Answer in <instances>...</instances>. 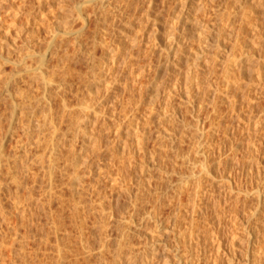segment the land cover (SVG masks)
Returning a JSON list of instances; mask_svg holds the SVG:
<instances>
[{
	"label": "rangeland",
	"instance_id": "rangeland-1",
	"mask_svg": "<svg viewBox=\"0 0 264 264\" xmlns=\"http://www.w3.org/2000/svg\"><path fill=\"white\" fill-rule=\"evenodd\" d=\"M68 1L65 2L63 0H40V1L39 0H0V45L3 44V46L2 45L0 46V54H1L0 55V126H1L0 143H2L3 140L5 141L3 144V149L0 150V188H1L0 189V221L2 219V222H0V264H13V262L14 264L18 263V261H16L18 260V255H17L18 248L15 246L9 249L6 248L7 251L6 250L3 251L2 247L3 248L5 247L1 246V242L6 240L5 238H7L5 233H7L8 230L12 231L11 233H14L15 232L14 227L18 223L17 215L19 214V212L17 211L18 208L15 207L17 203V202L15 203V201H17L15 200V196L17 197V193H19L17 188H20V190H22L21 192H23L24 191V188H22L23 185H26V186L28 185L27 186L28 188L25 187V189L33 188L36 194L32 190L30 189L29 190H30V193L32 191V194L33 193L35 194L33 195L35 196V198L40 197L42 193L41 192L42 191V187H41L42 181L38 178V180L40 181L37 180V183L38 182L39 183L38 184L35 183L36 181H34V178L30 179V177H33V175L30 174V176H28L30 172H28V174L27 172L25 174L22 173L25 177H28V178L23 177V175L20 173L21 167L20 165H17V162H12L10 167L7 168L6 163L10 159L9 157H11L10 161H12V159H14L13 156L14 157L16 156L15 153L18 154V151H17L18 149H16L15 147L17 142H15V140L17 141L18 136L19 137L22 136L21 138L24 139V141H27L28 137L31 136L30 146H37L39 142L43 139V137L49 133L48 128L51 127V126H46L43 129V133L40 132L38 126H39V123L42 122L44 114L46 113L49 114L50 111H52L53 115L58 117L57 114L62 110L64 103L69 104L67 105L69 107L70 106L75 107L76 104L80 103V101L84 99H89L91 95L94 96L95 105L99 102L100 99H103L105 102L109 103L110 101L113 100L112 98L118 97L116 95H119V97L123 98V100H125L126 98L128 99V97L131 96V109H128L124 117L129 116V119L131 117L132 123L131 121L129 122L128 119L125 121V119H122L123 116H121L122 117L121 121H125L124 125H126L127 124L126 122H128L130 123V126L129 124L124 126L126 130L124 129L125 131H123V133L121 134L122 139L120 140L123 142L120 143L121 144L120 147H122V144L127 143V146L128 144H130L129 145L130 147L132 145L131 149L134 148L133 146L135 144L132 140H134L133 138L135 135H133V133L131 132L134 131V129L136 128V125L134 124H137V123H139L138 124L139 126L142 125L140 126L141 129L144 126L146 133L148 132L147 133L148 141H146V144H144V147L148 150H154V148L160 147V145H162L161 141L162 139L164 140L165 137L166 138L169 137L168 138L169 142L172 139L171 140L172 144H170L165 138L166 141L165 140L164 141L166 143L163 141L162 150L160 152L161 154H159L158 157L155 159L156 161L155 160L151 161L147 159V161L149 162L151 161L150 164L147 161H146V164L145 162L143 163L146 170H143V171L138 170L137 167H135V169L137 168V170L133 169L132 176L134 175L133 177L135 176L140 177L141 175V178L138 177L140 181V182L138 181L139 184L137 182L138 179L136 177L132 178L134 181V182L132 181L133 184L135 183V181L137 183H135L136 186L135 184L133 185L132 194L130 195L129 198H128L129 195L125 193L124 191H122L123 189L122 187L110 188L109 186L110 183H108V185H106L105 187V184H107V182L103 185L104 189L106 190L104 193L105 194L104 196L107 197V199L106 197H103L104 198L103 201L106 200L105 203L109 202L112 196L114 197V200H115L114 203L117 202L118 199L120 198L119 199L120 202H117L116 207L118 206V204H120L121 207L120 205H119V208L117 207L118 210L117 212L115 211L114 213L115 214L114 220H116V218L118 219L120 218L118 214H120L121 211L125 213L123 216L125 218L122 217L123 221L121 219L123 223L122 225H125V226L121 225L122 227H124V230H122L123 229L122 227L120 231L119 229H115L113 225L111 226L112 233H110L111 232L110 231L109 233L111 235L108 237V239L111 238L108 241L109 246L112 247L116 242H120V241L123 243L124 239L125 241L131 240V246L135 248V251L142 252L146 245L145 244L146 239L144 238V236L146 237V235L144 233L149 234L146 231H150V235H151V231L154 230L155 231L154 233L159 240L165 241L166 245L168 244L167 246L169 248L178 249L179 250L178 253L183 255L184 259H186L189 255L187 254L184 255L187 252V246H186L187 242L185 241L186 239L184 235L186 231L188 230L189 226L191 225V222L194 221V219L197 216H198L197 217L198 219L196 218L195 220H198V223L200 225L202 224L203 220L208 219L209 221L207 220L206 224H205L206 221H203L202 226H200L199 224H197V226L195 225L196 229H195L194 234H198L199 232L200 234L199 236H202L203 230L205 232V230L207 229V226L208 227L210 226L208 222L210 223L211 219H214V216L216 214V213H213L215 211H210L212 209L211 205L213 204L211 202H214L213 200L215 198L220 197V192H219L220 184H221V180H223V177H224V171H216V168H212L213 171H216L214 178H211L207 173H203L201 175L202 176L201 178L202 188L201 189H203L204 191V195L202 198V201H203L202 208L204 207L203 212L204 214L206 213L208 218L201 219L202 215L199 217L200 214L195 215L196 212L195 213L192 212L193 210L190 211V209H192L191 208L192 205H190L189 203V201H191L190 194L192 191L191 189L192 186L190 188L189 186L193 183L192 181L195 180V178L193 179L190 176L191 171H193V169L190 167H192L193 164L194 165L197 164L198 168H196L197 167L196 166L194 170L199 171L200 162L198 160L202 159L201 154L199 156L198 154L199 152L197 150L199 146L197 145L198 146L197 147L194 145V144H198V140H199V133L197 132L198 130H196L197 118L199 117L198 120L201 119L205 122L206 133H207L206 135L210 134L211 124L215 122L214 120H217V121L219 120L218 123L220 122L219 127L221 126L220 127L221 129L218 128V133H215V137L213 140L216 143H219L226 138L225 133L223 132L224 130L223 128L229 122L233 123L235 127L237 128V130H240L241 127H243L242 123L246 121V119L244 118L243 120H240V117L248 116V113L250 112L253 114H261L262 116H264V6L257 4L256 3L257 0L256 1L255 0H151V1L149 0L150 2L153 1L150 5L151 7L148 6L149 4L148 0H117L118 2H116L115 0L116 4L118 5L120 4V2H122L121 5H126V7L123 6L124 12L126 13L123 12L121 14V11H123V7L121 8L117 6L116 8H113V10H115L119 7L120 11L118 10L119 12L118 11L112 12L111 16L109 15L108 21L112 23V25L110 26V23H109L108 24L109 28L107 29L108 31L106 30V32L104 33V31L100 30L101 29L100 24H102L101 19H103V14L101 11L103 9V7L101 6V1L103 0H93V1L84 0L83 4L86 5L85 8H84V5L82 4L83 0L82 1L78 0L77 2L80 1L79 3L77 2L74 3L76 0L74 2H71L73 0H68ZM124 1L127 2L129 5H127V3L124 4L123 3ZM66 3L68 4V8H67ZM69 3L71 4L73 3V6L75 4L77 5H75L76 7L74 6L73 8V6ZM58 4H60L61 6L58 7ZM69 6H70V9L73 8L74 10L71 9L70 11ZM127 7H130L131 9L130 8L128 9ZM147 7H150V10ZM197 7H198V10L200 7L199 11L195 9ZM254 8H256L257 10ZM250 9L251 10L254 9V10L251 11ZM104 10L106 11L107 9H104ZM189 10H190V13L188 12ZM255 10H256V13L253 14ZM249 12L252 16L250 15L251 17H250V20L248 21L247 18L249 17L247 15H249ZM116 13H118V15ZM246 13L247 15H245ZM119 14L122 18L119 16ZM129 14L130 16H128ZM112 15L113 16L115 15V16L113 17ZM79 16L82 18V20H79L81 19ZM127 16L128 18H126ZM131 16L134 17V19H132L134 20L132 26H130L131 24L129 23V20L131 22ZM84 17H87V18H84ZM144 17H147V18H144ZM229 17L232 19L233 18L235 19V20L233 19L235 21L233 23V26L227 24L229 22L228 20ZM113 19L114 21L112 22ZM246 20L248 22H246ZM126 21H128L127 22L128 28L131 29L130 35L132 37L133 35H135L134 37L136 39H137V35L139 36L138 40L136 41L139 43L133 44V45L137 44L135 48L131 46L132 47L131 50L133 49L132 50L133 52L131 51V54H133L134 56L129 55L130 56L129 59H131L132 64L130 62L126 68L124 67L123 71L120 68L121 72H119L117 75L116 74H101V72L99 71V68H97L98 70L94 71L93 73V71H91L92 68L96 66L100 67L101 63H103L105 59L108 60V58L110 57L109 56L110 53H108V50L112 52V50L118 46L119 44L118 42L120 41L121 37H123L122 35L124 36L126 35L125 34L127 32L125 31L127 28V26L125 27ZM241 22L245 24L243 23L241 24ZM255 22L258 23V26L256 27V29H253L254 27L251 25L254 24ZM202 23H207V24L209 23L208 29L206 28V30H202L200 28ZM240 24L241 26H239ZM81 25L83 28H79L81 27ZM211 26L214 29H211L212 28ZM228 26L229 27L231 26V29L228 28ZM9 27L11 28L9 29L10 32L6 30V28H9ZM64 28H66L65 31L67 30L69 32L62 31L64 30ZM72 29H77V30L72 31L74 34L71 32ZM80 30L82 31V33ZM253 30L254 31L256 30V32H254ZM204 31L205 33H203ZM103 33L105 34L104 36H103ZM4 34L6 36H4ZM81 34L82 36H80L81 37L80 39V37H77V35H81ZM100 34L103 37H105L104 40H102L103 37L100 36ZM205 35H208V36H205ZM64 36H67L65 37L66 39L64 38ZM97 36L99 38L98 42L100 43L98 44L97 42L96 44L97 46L95 45L96 48H94L93 44H94V41L96 40V39L94 40V38L95 37L97 38ZM171 37H173V39ZM175 38L177 39V43L178 42L181 43V44L178 43L179 46L181 47V48L179 47L181 51H179L180 54L178 53L179 56L177 55V57H172L173 53L171 55H168L166 52L169 50L168 48H170L171 40H174V42L176 41ZM75 40L77 41L74 42ZM126 40L128 41L129 39L126 38ZM79 42H81V44L83 43L82 44L83 46H80ZM76 43L77 45H74ZM92 46L94 49L92 48ZM79 47H81L82 50L78 49ZM83 48L84 49L86 48V49L84 50ZM143 49H145L147 52ZM127 50L126 51L124 50V51L127 52ZM148 50H150L151 53ZM89 51L91 53L94 51L92 53V57L93 56L95 57H93L94 59L92 60L90 58L91 55H88ZM169 56L171 57V59L172 58L173 59L169 60L170 59ZM7 57L9 61L5 62L7 60ZM158 58L160 62L158 61ZM231 60L235 61V63L231 64L232 62ZM239 60H241V63L239 62ZM65 61H67V63ZM98 62L100 64H98ZM93 63L95 65H92ZM61 65H62V68L60 67ZM238 66H242L241 68H239L240 70L236 69L238 68ZM68 67H69V70H68ZM231 67L232 69L233 68L236 69V70L235 69L232 70L233 75L235 76L231 74L232 73L230 69ZM241 69L243 72L241 71ZM124 70L127 74L124 72ZM141 70L143 71L141 72ZM60 72H62V74ZM259 73L262 75L257 76V74ZM229 74L232 75V78L235 77L232 79L233 83L235 84L232 87V89L231 88L229 89L228 87L226 88V85H225V81H226L225 79H227V76ZM104 75L106 76L104 77ZM108 77L111 80L112 78H114L113 79L114 82L112 80V82L110 83V86H108L109 87L108 90L106 91L104 87L107 84V80H109ZM173 83L176 85H174ZM127 86L129 87L127 88ZM27 88L30 89L29 94H31L28 99L27 97H25L24 92H23L24 89L27 90ZM162 90L164 92H162ZM108 91L109 93L107 94ZM168 95L169 96L171 95L172 97L170 96V98L168 99L167 98ZM159 96H161L162 98ZM44 97H46L50 103L46 100L48 102L47 103ZM63 98L65 99L64 102H63ZM155 98H158V99H155ZM231 99L234 100V102ZM149 100H152L154 103ZM231 103L232 104L234 103L233 105L235 106V109H236L235 110L237 113L236 115H235V111L231 114V110L229 109L231 107ZM14 104H17V109L16 111H14V115H13L12 106ZM117 108L119 109V110L117 109V112H119L121 109L120 105L117 106ZM110 110L112 109L110 108ZM108 114H105V116L107 117V119H109L108 120L109 123H111L110 122L111 118L109 117ZM207 115H208V118H206ZM92 119L93 118H91V121ZM209 121L211 124L209 123ZM63 123L64 124H60L62 126V129L67 130L68 133L71 134L72 127H70L69 119L68 118L65 119ZM237 123H240L241 126H237ZM98 124H99L97 126L98 128L96 129H99V127L102 126L101 122ZM13 129L16 130L15 134L14 136H10ZM90 129L91 128H89L88 131H90ZM95 130L93 128V133L91 132L92 137H91L90 132H88L89 134L87 133L85 135V138H87L86 141H88L89 139V141L91 142L90 143L89 141L86 142L85 147L89 148L88 149L89 151L87 150L89 154L88 152L85 151L84 154L87 153V155H84V156H86V158L92 163L93 162L96 163L95 162L96 160H97V163H99L97 157L95 156L97 154L93 155L92 152L90 153V148H92L91 145L93 146L92 140H95L96 135L99 132L97 130V132H95L94 134ZM127 130H130L131 132L129 131L130 133L127 134L128 133ZM25 131H28V132L30 131L29 133H31V135L28 133L29 135L26 137L23 133ZM102 132L99 134L101 135V139H103V142L105 141L104 143L108 142L109 138L114 137L112 136L114 135V131H112V135L111 133L109 134L107 133V131H104L103 137H102ZM5 133L8 136H6ZM3 135H4V138H3ZM163 135H164V138H163ZM151 136L153 137V139L151 138ZM1 138H2V141H1ZM235 138H237V136ZM210 141H211V138L209 135L208 139L207 140L205 139L203 141V142H206V143H203L204 144L203 147L206 146L207 148H209ZM82 142H83V137H81L78 141V145H77L78 148H80ZM233 143L240 145L239 146L240 149L244 145L243 141L239 142L238 139H234ZM102 146L104 147V145ZM171 146L173 148H171ZM38 150L41 152V147H39ZM180 151H181V154L187 153L188 156H186V154L184 155L182 154L178 156L177 154ZM103 154H102V158L105 157V159L107 160L108 158L107 153L106 154L103 153ZM7 155H9V157ZM7 158L9 159L7 160ZM213 159L211 156L208 157L209 164L210 162H212L210 160H213L214 162L216 158H213ZM181 160L183 161L181 162ZM233 160L237 162L239 161L242 163L250 162V158L247 157L246 155L243 156L242 153L234 154ZM192 161H195V163ZM152 162L154 165L151 164ZM158 162H160V164ZM250 163H253V166L255 168L258 167L259 165V164H256V161H251ZM18 166L20 167V169ZM259 166L261 167V165ZM262 166L264 169V165ZM138 171H140L141 173ZM130 172L128 174L129 177L131 176ZM142 172H144V175L142 174ZM84 173H83L84 180L86 181L85 187L87 186L86 187L87 191L86 190L85 191L87 193L83 191L86 194L85 195H83L84 193L82 194V198L84 197L83 198L84 200L81 201V203L82 202L84 203H82L83 205L80 204V209L82 208L81 206H83L85 210H88L87 207L89 203L91 201L93 202V200L95 201L96 199H92V198L94 197L96 198L97 195H93L94 196L93 197L91 196L92 194L90 193V188L92 187V183L90 182H92L91 180L93 178V177L91 178L92 174H89L90 172L88 170L84 171ZM20 174L22 177L20 176ZM93 175H95V173ZM187 175H189V177H191L192 179H190ZM17 176H18V179L16 180V183H15L14 180L15 178H17ZM129 177H128V182L129 184H131L130 182L131 178L129 180ZM22 178L26 179L25 181L26 183H24L25 179H22ZM64 178H69V176L65 175ZM18 180L21 181V182L19 181L20 184L22 183L20 187H19V183H17ZM33 181H34V184H33ZM66 181L67 180H65V183ZM143 181L146 183H144ZM189 182H190V185L188 186ZM89 185H91L90 188H89ZM212 185L215 186L214 192L211 189ZM138 186H140L141 188L140 189L135 188ZM177 186L179 187L182 186L183 187L182 189H184V190H181V192L183 191V193L179 192L181 198L183 199L180 198L181 200H179V202L181 201V203H178V201H176L178 199L176 198L174 199L175 202L174 200L173 202L177 203V206L172 202L171 204L172 207L170 206V208H168L169 207L168 206L162 209L163 210L162 216L163 218H165L164 219L165 221H164V224L163 225L161 224L160 227H156V224H155L156 222L153 221L152 219L150 220V218L148 219L147 217H145L144 219L142 217L144 213L141 215V217L144 219L143 220L140 217V213L132 209L135 207H133L134 203L131 201L136 199L135 195H137V193L138 194L141 193L140 190L142 191L144 189L147 190L148 192L152 194V195L150 194L151 196H158V194L159 196H162V195L168 196L171 194L174 195V192H175L174 189H176ZM184 186H186V188H184ZM206 186L207 188H205ZM60 187L62 189L63 185H61ZM63 188L64 189H62L61 192L63 190L64 191L68 190V192L72 194L71 197L73 196V192L71 193L72 190L69 189V187L67 189L66 184ZM147 188L152 191L148 190ZM134 189L137 190L138 192L135 191ZM185 189L190 191V194H188L189 192L188 193L185 192L186 191ZM210 189L213 194L211 196H210L211 193L209 194ZM64 191L62 193L65 194V198H68L69 200L73 198V197L70 198L69 197L70 194H67V192L64 193ZM133 191H134V194L136 193L135 195L133 194ZM37 193H40V194L37 196ZM161 193H164V194H161ZM182 194H184V196H182ZM108 195L110 196L108 197ZM133 196H134V199L131 198ZM128 199L129 201L131 199V201L129 202ZM220 199H223V198L221 197ZM137 200H136L137 204H140L138 203L140 200L139 201ZM72 201L73 200H70L68 206L66 207L67 209L63 210L64 211L63 214L65 216V217L63 216V223L66 221L64 223V225L66 224V226L70 224L69 228L65 226L64 228L67 229V232H69V229L70 231L74 229V231L72 230V236L76 238L75 235H77V228H74L76 227L75 221H74V218H72L73 216L69 215V214H72V212H70L72 210L71 206L73 205V204L70 205ZM96 201H99L98 197ZM183 201L188 202L189 204V205L187 204L188 207L181 205V204H184ZM127 202L131 203L130 208H128L129 204ZM105 203H104L105 207L106 205L109 206L108 203L106 204ZM173 206L174 207L176 206V207L174 208ZM56 207H57V204H54L53 208L58 211V209H60L59 205H58V208ZM36 208H37L36 205H34L32 212L39 209V208L37 209ZM125 208H126V211H125ZM82 209L80 210L81 213L78 216L81 217V214L83 212L82 214L83 217L81 218L85 217L84 218L85 220L81 219L84 222L82 223V226L84 224L87 225V227L86 225L83 226L87 228L86 230H84L83 228V233H84L83 235L85 239H88V241L90 238V241H91V242L89 241L90 244L92 243L93 246H95L93 250V256L91 257L89 264H98L97 263L98 260L96 259L97 258L96 253L98 252L99 248L96 243L97 237H95L96 233L98 232L97 231L98 222L96 223V225H94V223L96 222L95 220L98 219V216L96 215L102 209L100 210V208L98 207L96 209L97 211L95 210L97 214L94 211V214L96 215L92 213L89 214L88 213L89 211L88 212L85 210L82 211ZM107 209L108 207H106V210ZM119 209H120V212H119ZM129 209H132V211H130ZM174 209H178V210H174ZM133 210L135 212H133ZM212 210H214V208ZM85 212L88 213V216ZM175 212L176 214H174ZM132 213H134V215ZM191 213L194 219L191 217ZM34 214H30L32 215V219L34 218L33 220L30 218V223L34 224L31 226L32 227L31 239L35 241L30 240L28 247H32L30 245H33V244H35L33 245L34 247L35 246L37 247L38 246L37 244H39L40 242L39 235L46 234V232L49 230V225L51 224L49 220L50 219L49 215L44 214L41 209L36 211V213ZM4 215L8 216L7 219H10V222L8 220L7 222L5 221L6 223H3ZM86 216L88 218H86ZM69 217L71 218V220ZM226 217H228V215ZM262 218H263V214H262ZM72 221L74 222V224ZM113 222H116V221L109 222V225H111ZM204 224L207 226H205ZM203 225L205 226V228H203ZM200 228L201 229L203 228L202 231ZM166 229L169 230L168 233L164 231ZM10 231L8 232L7 235H9ZM118 231L123 233L124 236L126 232L127 234H129L130 232L131 233L130 235H128V237L126 234L127 238L125 237V238H122L123 240H121L122 235ZM136 231L137 232L140 231L139 232L140 234L136 235L137 234ZM34 234L35 236L33 237ZM157 238H154V240H157ZM242 247L243 248L247 247V243L245 242L244 239L242 241ZM160 249L161 248H159V250ZM78 250H80V247H78ZM14 252H16L15 255H14ZM167 253H168L167 255L170 256V258L171 257L173 258L172 253H170L169 251H167ZM106 257L109 261L111 260L110 261L111 263L113 260L112 254L107 253ZM80 259H81L82 264L83 262L84 264H86V262L83 261L81 257ZM238 264H242V260Z\"/></svg>",
	"mask_w": 264,
	"mask_h": 264
},
{
	"label": "bare ground",
	"instance_id": "bare-ground-1",
	"mask_svg": "<svg viewBox=\"0 0 264 264\" xmlns=\"http://www.w3.org/2000/svg\"><path fill=\"white\" fill-rule=\"evenodd\" d=\"M63 1L67 2L68 0L67 1L63 0ZM74 1L75 0H73L71 2H74ZM77 1L78 0H76L74 3H76ZM150 1H149L148 6H150L151 3L153 2V1L152 2H150ZM79 2H77V3H79ZM83 2H84V0L82 1V4H83ZM116 2H118V1L116 0ZM116 2H115V0H103V1H101V6L103 7V9L101 10L102 14H103V19H101L102 24H100V28H101L100 30L104 31V33L109 28L108 27L109 26L108 24L110 23L108 21L109 15L111 16L112 12H115V11L117 12L120 9L119 7H121V8L123 6L126 7V5H121L122 2H120L119 5L116 4ZM58 3H59V1H58ZM123 3L125 4L127 2L124 1ZM256 3L261 5V6H264V0H257ZM60 4H58V7L62 5V4L61 5ZM69 4H71V3H69ZM71 5L73 6V3ZM75 5H77V4H75ZM83 5L85 8L86 5L85 4H83ZM127 5H129V4L127 3ZM74 6H73V8H74ZM117 6H119V7L117 9L113 10V8H116ZM133 6H134V4H133ZM124 7H123V11H121V14L124 12ZM130 7H131V5H130ZM130 7H127V8L129 9ZM150 7H147V8H149V10H150ZM67 8H68V4H67ZM73 8H71V9H73ZM190 8H191V6H190ZM69 9H70V6H69ZM71 9H70V11H71ZM81 9H79V10H81ZM104 9H107L106 10L107 12ZM195 9H197V11H199L200 7H199V10H198V7ZM254 9H256V8H254ZM253 10H251V11H253ZM256 10L253 12V14L256 13ZM188 12L190 13V10ZM250 12H249V15H247V13L245 14L249 17V18H247L248 21L250 20V17L252 16L250 14ZM83 13H85V12H83ZM124 13H126V12H124ZM116 14L118 15V13H116ZM130 14L128 16H130ZM13 15H15V14H13ZM119 16H120V14H119ZM128 16L126 18H128ZM132 17L133 16H131V22L129 20V23L131 24L130 26H132L133 21H134V20H132V19H134V17L133 18ZM84 18H87V17H84ZM144 18H147V17H144ZM216 19H218V18H216ZM233 19L229 17L228 18L229 22L227 24L233 26V23L235 22L234 21L235 19L234 20ZM79 20H82V18ZM244 20H245V18H244ZM247 20H246V22H248ZM113 21H114V19L112 20V22ZM127 22L128 21H126L125 27L128 25ZM256 22H258V21H256ZM256 22L252 25L250 24L251 26L254 27L253 29H256V27L258 26V23H256ZM123 23H124V21H123ZM242 23L243 22H241V24ZM208 24L202 23L200 28L202 30H206V28L208 29V27H209ZM241 24L239 26H241ZM243 24H245V23H243ZM111 25H112V23H110V26ZM212 26H213V24H212ZM231 26L230 27L228 26V28L231 29ZM225 27H227V26H225ZM79 28H83L82 25ZM9 29H11V28L10 27L6 28L7 31H9ZM65 29L66 28H64V30H62V31L69 32L67 30L65 31ZM211 29H214V28L212 27ZM68 30H70V29H68ZM73 30H77V29H72L71 32ZM130 30L131 29H129L127 26L125 31H127L128 33L124 32L126 35L125 36L122 35L123 37H121L120 41L118 42L119 44L116 43V44H118V46L115 49H113L112 52L110 50H108V53H110V55H109L110 57L108 58V60L105 59L104 62L101 63L100 67L96 66V67L92 68L91 71H93V73H94V71L98 70L97 68H99V71L101 72V74H116L117 75L119 72H121L120 71L121 69L123 71L124 67L126 68L128 66V64L131 62V59H129V57H130L129 55H131V56L133 55V54H131V51L133 50V49L131 50V48H132L131 46H133V48H135V46L139 43V42H136L138 40L139 36L137 35V39L134 37L135 35H133V37H132L130 35V33H131ZM119 31H121V30H119ZM254 32H256V30ZM6 33H8V32H6ZM81 33H82V31H81ZM104 33H103V36L105 35ZM203 33H205V31ZM62 35H63V33H62ZM75 35H76V33H75ZM4 36H6V35L4 34ZM80 36H82V34L77 35V37H80ZM100 36H102V35L100 34ZM205 36H208V35H205ZM65 37H67V36H64V38ZM173 37H171V38L173 39ZM104 38L105 37H103L102 40H104ZM126 38H128L129 40L127 41ZM176 38H177V36H176ZM176 38H175V40H176L175 42H174V40H171L170 48H168L169 50L166 52L168 55H171L173 53L172 57H177L179 51H181L180 50L181 47L179 46V44H181V43L178 42L179 43L178 44ZM80 39H81V37H80ZM98 39H99L98 36H97V38L96 37L94 38V40H95L94 44H93L94 48H96L95 45L97 44ZM76 41L77 40H75L74 42H76ZM112 42H114V41H112ZM79 43H80V46H83L82 45L83 43L82 44H81V42H79ZM99 43L100 42H98V44ZM134 43H137V44L133 45ZM1 45L3 46V44H1ZM74 45H77V43ZM78 46H79V44H78ZM78 46H76V47H78ZM92 48H93V46H92ZM103 48H105V47H103ZM78 49H81V47H79ZM153 49H155V48H153ZM124 50L125 51L127 50V52H125ZM143 50H145V49H143ZM90 51L88 52V55H91L90 58L92 60V59H94L93 57H95V56L92 57V53L94 51L92 53ZM148 51H150V50H148ZM151 51H152V49H151ZM151 51H150V53H151ZM106 54H107V52H106ZM169 57H168V59H169ZM161 58H162V56H161ZM172 59L170 57L169 60H172ZM8 61L9 60L7 57V60L5 62H8ZM158 61H159V58H158ZM3 62H1V63H3ZM65 62L67 63V61H65ZM239 62L241 63V60H239ZM239 62H238V64H239ZM232 63L234 64L235 61H232L231 64ZM98 64H100V63L98 62ZM131 64H132V62H131ZM92 65H95V64L93 63ZM237 65H236V67H237ZM60 67L62 68V65ZM234 67H235V65H234ZM241 67L242 66H238V68H236V69L240 70L239 68H241ZM230 69L232 71L235 68L232 69V67H231ZM242 69H244V68H242ZM242 69H241V71H242ZM68 70H69V67H68ZM142 71L143 70H141V72ZM124 72H125V70H124ZM127 72H129V71H127ZM229 72H230V70H229ZM258 72H260V71H258ZM60 73L62 74V72H60ZM231 74L233 75V71ZM116 75H114V76H116ZM232 75L229 74L227 76V79H225L226 80L225 81L226 88L228 87L229 89L230 88L232 89V87L235 85L233 83V80H232L235 77L232 78ZM261 75L262 74H260V73L257 74V76H261ZM105 76L106 75H104V77ZM233 76H235V75H233ZM120 77H121V75H120ZM236 77H237V75H236ZM106 78H105V80H106ZM155 78H156V76H155ZM113 79L114 78H112V80ZM44 80H45V78H44ZM112 80L110 78H109V80H107V84L104 87L106 89V91L108 90V88H109L108 86H110V83L112 82ZM113 82H114V80H113ZM177 83H178V81H177ZM174 85H176V84H174ZM128 87L129 86H127V88ZM29 90L30 89L27 88V90L24 89V91H23L24 95H25V97H27V99L31 95V94H29V92H30ZM156 92H157V90H156ZM162 92H164V91L162 90ZM108 93H109V91L107 92V94ZM44 96H45V94H44ZM116 96H118V97L112 98L113 100L110 101L109 103L105 102L103 99H100L99 102L95 105L94 96L91 95V97L89 99H84V100L80 101V103L76 104L75 107H71V106L69 107V106H67L69 104L64 103L62 110L60 112L58 110V112H59L57 114L58 117L53 115L52 111H50L49 114H47V113L44 114L43 120L41 123H39V126H38L40 132L43 133V129L46 126H51V127L48 128L49 133L43 137V139L39 142V144L37 146H30L31 136L28 137L27 141H24V139L21 138L22 136L21 137L18 136L17 141L14 139L15 142H17V144L15 143L16 144L15 147H16V149H18L17 150L18 154L15 153L16 156L15 157L13 156L14 159H12V161H10L11 157H9V155H7L10 158V159L7 158V160L9 159L6 163L7 168L10 167L12 162H17V165H20V167H21V171L19 170L21 174L22 173L25 174L26 172L28 174V172H30L28 176H30V174L33 175V177H30V179L34 178V181H36L35 183H37L38 178L42 181L41 182L42 183V185H41L42 191L40 190L42 193L40 192L41 193L40 197L35 198V196H33V195H35L36 192H35V190H33V188L32 189L29 188V189L32 190L33 192H35V194L34 193L32 194V191L30 193L29 189H25V187H27L28 185L27 186L23 185V187L21 186L22 188H24L23 192H21L22 190H20V188H17L19 193H17V197L15 195L14 196H15V200H17V201H15V203L17 202L15 207L18 208L17 211L19 212V214L17 213L18 214L17 215L18 223L14 227V231H15L14 233H11L12 231L8 230V232L10 231V233L12 235L10 233H9V235H7L8 232L5 233L7 238H5L6 240L1 242V246L5 247V248L2 247V250L7 251L6 248L9 249V248H13L16 246L18 248V253H17L18 260H16V261H18L17 264H82L80 257L83 259V261L86 262V264L87 263L89 264V261H90L91 257L93 256V250H94L95 246H93L92 243L90 244V242H91L90 238H89V241H90L89 242L88 239H85V237L83 235L84 234L83 228H84V230L87 229V228L83 227L86 224H84L82 226V223H84L82 220H85L84 219L85 217L81 218V217H83L82 216L83 212L81 214V217L78 216L81 213L80 210L83 208V206H81L82 208L80 209V204L84 203V202L81 203V201L84 200L83 199L84 197L82 198V194L84 193L83 195H85L87 193L86 192L87 186L85 187L86 181L84 180V174H85L84 171L88 170L90 172L89 174H92V176L90 175L91 178L93 177L91 180L92 182H90V183H92V187L90 188L91 185H89L90 193L92 194V195L91 194L90 195L91 196L97 195V197L99 198V201H96L97 197L95 198L93 196L94 198H92V199H96V200L95 201L93 200V202H92L90 199V201L92 203L91 202L89 203V205L87 207L88 210H85V208H83L82 211L85 210L87 212L89 211L88 212L89 214L90 213L94 214V211L98 207L100 208V210L102 209L101 211L98 209L100 211L98 214L96 212L97 210L95 211L97 215L94 214V215L98 216V219L95 220L96 222L94 223V225H96V223L98 222L97 223V231L98 232L96 231L98 234L96 233V236H95V237H97L96 243H97V246L99 248L98 252L96 253V256H97L96 259L98 260V262H97L98 264H238L241 260H242V264H264V169L262 166V165H264V159H263L264 158V116H262L261 114H253L251 112H250L251 114L248 113V116L240 117V115H239L240 120H243V118L246 119V121L244 123H242L243 127H241L240 130H237V128L235 127V125L233 123L229 122L228 124H226V126L223 128L224 129L223 132L225 133L226 138L224 140L222 139L223 141H221V139H220L221 142H219V143H216L213 140L215 137V133H218V128L221 127V126L219 127L220 122L218 123L219 120L218 121L214 120L215 122H213L211 120L213 122V124H211L209 121V123L211 124V131L209 134L211 141L209 144L210 145L209 148H207L206 146L203 147L204 146L203 143H206L203 141L205 139L207 140L208 136H209V135H206L207 133H206L205 122L201 119L198 120L199 117L196 120V122H197L196 123V130H198L197 132L199 133V140H198V144H194V145L199 146V148L197 149V147H198L197 146L196 149L199 152L198 153L199 156L201 154L202 159L198 160L200 163L197 161L199 163V168H200L199 171L194 170L195 167L197 166V164L194 165L192 163L193 166L190 167L193 169V171H191V173H190V176L193 179L195 178V180H193V181L190 180L193 183L195 181L194 184L192 183L190 185V182L188 184V186L190 185L189 188L192 186L191 194H190V191L185 189L186 190L185 192H187V193L189 192L188 194L191 195V197H190L191 201H189V203H190V205H192V207L190 206L192 209H190V211L193 210L192 212H194V213L196 212L195 215L200 214L199 217L202 215L201 219H207L208 217H207L206 213L204 214V212H203L204 207L202 208V205H203L202 204L203 203L202 198L204 195V191H203V189H201L202 188L201 187V178H202L201 175L203 173H207L211 178H214L216 171H224V177H223V180H221V184H220V190H219L220 197L215 198L213 200L214 202H211L213 204L212 205L210 204L212 206V209L214 208V210L211 209L210 211H215L213 213H216V214L214 216V219L210 218L211 221H210V223L208 222V224L210 225L209 227L207 225H205L207 223L208 219L203 220V221H206L204 225L207 226V229L205 230V232L203 230L202 236H199L200 235L199 232H198V234H194L195 229H196L195 227L199 223H198V220H195L198 216L194 219L192 217V213H191V217L194 219V221H192L193 223L191 222V225L189 226L188 230L186 231V233L184 235L185 239H186L185 241L187 242L186 243L187 252L184 255H186V254L189 255L186 259H184L183 255L178 253L179 252L178 249L169 248L167 246L168 244L166 245L165 241L159 240L157 238V236L155 235L154 230L151 231V235H150V231H146L149 234L143 232L146 235V237L144 236V238L146 239L145 240L146 245H145L143 251L141 250L142 252H139V251L136 252L135 251V248H133L131 246V240L125 241V239H124L125 242L123 241V243L120 241V242H116L113 246L111 245L112 247L109 246L108 241L111 238L108 239V237L111 235L110 233H112L111 226L113 225L115 227V229H119L121 231V227L125 226V225H122L123 224L122 223L123 218H125V217H123L125 213H123L122 211L120 212V209H122L123 207L120 208L119 209L120 214H118V216L120 218L119 219L116 218V220H114L115 219L114 213H115V211L117 212L119 205H120V204H118V206H117L118 208H117L116 204H117V202H120L119 201L120 198L118 199L117 202L114 203L115 200H114L113 196H112V198L110 197L111 199L109 200V202H106L109 204V206L106 205V207H108V209L106 210V207L104 205L106 200L103 201V199H104L103 197H106V196H104L105 195L104 193L106 190L104 189L103 185L107 182V184H105V187H106V185H108V183H110L109 184L110 188L122 187L123 188L122 191L127 193L129 195L128 196V198H129L130 195L132 194L133 185L139 181V179H138L139 176H137V177L135 176L138 180H137V182L135 181V183L133 184L134 181L132 178H135V177H133L134 175L132 176L133 169L137 170V168H138V170H142V171L146 170L143 163L145 162V164H146L147 159L154 161L158 157V155L161 154L160 152L162 150L163 141L166 138V137L164 138V135H163L164 140L161 137L162 145H160V147L154 148V150L146 149L144 147V144H146V141H148L147 140L148 139L147 138L148 132L146 133L144 126H143L144 130H143V128L142 129L140 128V126H142V125L139 126L138 125L139 123H137V124H134V125H136V128L134 129V131L131 132L130 130H127L128 133L126 132L127 134H129L131 132V133H133V135H135L133 138L134 140H132L135 144L133 146L134 148L131 149L132 145H131V147L129 146L130 144H128V146H127V143L122 144V147H120L121 146L120 143L123 142L120 140V139H122L121 134L123 133V131L126 130L124 126H126L127 124H129V126H130V123L126 122L127 124L125 123L126 125H124V122L128 119L129 122L131 121V123H132L131 117H130L131 120L129 119V116L124 117V115H126L128 109H131V96L128 97V99L124 98L125 100H123V98L119 97V95H116ZM170 96L168 95V97L167 96L166 97L169 99ZM46 97H44L45 101L47 100ZM159 97H161V96H159ZM226 97H228V96H226ZM173 98H175V97H173ZM155 99H158V98H155ZM163 99H164V97H163ZM64 100L65 99L63 98V102H64ZM47 101L49 102V100H47ZM149 101H152V100H149ZM169 101H168V103H169ZM232 101L234 102V100H232ZM233 104L231 103V107L229 108L231 110V114L236 110L235 106ZM119 105H120L121 109L119 112H117V109L119 108V107L117 108V106H119ZM216 106H218V105H216ZM12 107H13V115H14V111H16V109H17V104H14ZM110 108L114 111L110 110ZM167 108H169V107H167ZM134 111H135V109H134ZM108 112H109V114H108ZM134 113H136V112H134ZM105 114L109 115V117L111 118L110 119L111 123H109V121H108L109 119H107ZM162 114H163V112H162ZM236 114L237 113L235 111V115ZM90 116H92V117H90ZM121 116H123V118ZM159 116H160V114H159ZM67 118L70 121V127H72L71 134H69L67 130L62 129V126L60 125V124H64L63 122ZM91 118H93L92 121H91ZM121 118L125 119V121H121L122 120ZM206 118H208V115ZM100 122H101L102 126H100L99 129H96V128H98L97 126L99 125L98 123H100ZM237 126H241V124L237 123ZM89 128H91L92 130L90 129V131H88ZM93 128H94V130L96 129L94 131V134H95V132H97V130L99 132L96 135L95 140H92L93 146L91 145L92 148H90V153L92 152L93 155L97 154L95 156L97 157L99 163H97V160L96 161L94 160L96 163H94V162L92 163L86 158V156H84V155H87V153L84 154V152L89 151L88 150L89 148L85 147L86 142L89 141V139H88V141H86L87 138H85V135L88 132H90V134H91V132L93 133ZM0 130H1V126H0ZM15 131H16L15 129H13L12 132L10 131L11 132L10 136H14ZM104 131H107V133H109V134L111 133V135H112V131H114V135H112V136H114L113 137L114 139L111 137L108 139L109 140L108 142L104 143L105 141L103 142V139H101V135L99 134L102 132V137H103ZM29 132L25 131L23 133L27 137L29 134L31 135V133H29ZM5 135H6V133H5ZM168 135H169V133H168ZM6 136H8V135H6ZM158 136H160V135H158ZM236 136H237V138H235ZM81 137H83V142H82L80 148H78L77 147L78 141ZM91 137H92V134H91ZM3 138H4V135H3ZM151 138L153 139L152 136H151ZM168 138H166L167 141H168ZM234 139H238L239 142L243 141L244 145L241 147V149L239 147L240 145L233 143ZM171 140H170V142L168 141V143L172 144ZM1 141H2V138H1ZM4 142L5 141L3 140L2 143H0V150L3 149ZM90 142L91 141H89V143ZM174 142H176V141H174ZM155 143H157V142H155ZM170 144H168V145H170ZM102 145H104L105 148ZM154 145H153V147H154ZM175 145H173V146H175ZM206 145H208V144H206ZM89 146H90V144H89ZM191 146H193V145H191ZM39 147H41V152L38 150ZM171 148H173V147L171 146ZM151 149H153V148H151ZM177 149H179V148H177ZM242 149H243V151H242ZM102 152L105 154L107 153V157H108L107 160L105 159V157L102 158V154H103ZM238 153H242L243 156L246 155L247 157H249L250 162L256 161V164L261 165V167L258 165V167L255 168L253 166V163H250V162L242 163V162H239V161L237 162V161L233 160L234 154H238ZM88 154H89V152H88ZM182 154L180 151L177 155L179 156ZM184 154H186V156H188L187 153H184ZM162 155H163V153H162ZM103 156H104V154H103ZM209 156H211L212 159L216 158L214 162H213L214 159L210 160V161H212V162H210V164H209V160H208ZM222 156H224V157H222ZM183 158H184V156H183ZM103 159H105L106 161ZM182 161L183 160H181V162ZM147 162L150 164L149 161H147ZM160 162H158V163L160 164ZM192 162L195 163V161H192ZM148 163H147V165H148ZM151 164H153V162ZM162 166H163V164H162ZM20 167H19V169H20ZM135 167H137V168L135 169ZM196 168H198V166ZM212 168H216V171H213ZM130 170H131V172H130ZM129 172H130V175L132 177L131 176L129 177V175H128ZM138 172H140V171H138ZM94 173H95V175H93ZM134 173H135V171H134ZM21 174H20V176H21ZM142 174L144 175V172H142ZM65 175H68L69 178H64ZM127 175L129 177V180L131 178V181H130L131 184H129V182H128ZM187 176L189 177V175H187ZM23 177H25V176L23 175ZM191 177H189V178L192 179ZM25 178H28V177H25ZM25 178H22V179H25ZM139 178H141V175ZM17 179H18V176L14 180L15 183H16ZM142 179H143V177H142ZM40 180H38V181H40ZM65 180H67L66 183H65ZM19 181L20 180H18L17 183H19V187H20V185H22V183L20 184L21 181L20 182ZM25 181H26V179L24 180V183H26ZM34 181H33V184H34ZM139 182H138V184H139ZM144 183H146V182H144ZM65 184L67 185V189L69 187V189L72 190V191L71 190H69V191H71V193L73 192V196H72L73 198H72L71 197L72 194H70L68 192V190L67 191L63 190L64 193L67 192V194H70L69 197L72 198L70 200H73L70 203V205L73 204L71 206L72 210L70 211V212H72V214H69V215H72L73 216L72 218H74V221H75L76 227H74V228H77V235H75L76 238L72 236V230L74 231V229H72L71 231L69 229V232H71V233H69V232H67V229L64 228V226L69 228V225H70V224L68 225V223H67L68 226H66V224L64 225V223L66 221L63 223V216H64L63 210L67 209L66 207L68 206L69 201H70L68 198H65V194L62 193L63 191L61 192V190L64 189L63 187L65 186ZM61 185H63L62 189L60 187ZM140 185H141V183H140ZM36 186H38V185H36ZM135 186H136V184H135ZM41 187H40V189H41ZM138 187H135V188H137V189L141 188L140 186H138ZM178 187L179 186H177L176 189H178ZM214 187H215L214 185L211 186V189L213 192H214ZM108 188H106V189H108ZM182 188L183 187L180 186L178 190L174 189L175 190V192H174L175 196L173 194L168 195V196H164V195L159 196V194H158V196H151L152 194L145 189L144 190L147 191L148 193L145 192L144 190L143 191L140 190L141 193L140 194L137 193V195H135L136 193L134 194V191H133V194L136 196L135 197L136 199H134V196L131 198H133L135 201L134 200L131 201V199H130V201L134 203V204L132 203L133 207H135L132 209H134L136 212H139L140 217L144 213V215L142 216L144 219H145V217H147L148 219L150 218V220L152 219L153 221L156 222L155 223L156 227H160L161 224L163 225L164 221H165L164 220L165 218H163V216H162L163 215L162 209L165 207H168V206H169L168 208H170L173 200L176 198L178 199L176 201H178V203H181V201L179 202V200H181L183 198H181L179 192H181V190H184ZM184 188H186V186H184ZM205 188H207V186ZM211 189H210V192L207 190L209 192V194L211 193L210 196L213 195ZM148 190H150V189H148ZM83 191H85L86 193ZM135 191H137V190H135ZM150 191H152V190H150ZM40 193H37V196ZM88 193H89V191H88ZM181 193H183V191ZM106 194H108V193H106ZM112 194H113V192H112ZM161 194H164V193H161ZM184 194H182V196H184ZM155 195H156V193H155ZM109 196L110 195H108V197ZM118 197H120V196H118ZM221 197L223 199H220ZM126 198H127V196H126ZM106 199H107V197H106ZM137 199H139L140 201ZM136 200L139 201L138 203H140V204H137ZM128 201H129V199H128ZM187 201H188V199H187ZM187 201H185L186 203L183 201L184 204H181V205L188 207ZM95 202H97V203H95ZM174 202H175V200H174ZM54 204H57L56 208H58V205H59L60 209H58V211L54 209L55 207L53 208ZM128 204H129L128 208H130L131 203H128ZM174 204L177 206V203H174ZM227 204H228V206H227ZM34 205H36L37 208L41 209L44 214L49 215V217H50L49 220H50L51 224L49 225V230L46 232V234L39 235L40 242H39V244H37L38 246L34 247L33 245H35V244H33L34 243L33 242L32 243L33 245H30L32 247H28L30 240L35 241V240L31 239V236H32L31 235L32 234V227L31 226L34 224L30 223V218L32 219V215H30V214L36 213V211H38L39 209L36 208L37 210L32 212ZM136 206H138V207H136ZM120 207H121V205H120ZM68 208H70V207H68ZM132 209H129V210L132 211ZM134 210H133V212H135ZM174 210H178V209H174ZM125 211H126V208H125ZM87 212H85V213L88 216ZM127 213H128V211H127ZM132 214L134 215V213H132ZM174 214H176V212ZM225 214H227L228 217H226L227 215H225ZM262 214H263V218H262ZM34 216H35V214H34ZM87 216H86V218H88ZM7 218H8V216L4 215L3 223H6L8 220L10 222V219H7ZM95 218H97V217H95ZM121 219H122V221H121ZM70 220H71V218H70ZM86 221H85V223H86ZM111 221H116V222H113L111 225H109V222H111ZM117 221L118 222L120 221V222L118 223ZM203 221H202V224H203ZM0 222H2V219ZM73 224H74V222H73ZM202 224L201 225L199 224V225L202 226ZM204 225H203V228H205ZM73 226H72V228H73ZM86 227H87V225H86ZM70 228H71V226H70ZM122 228H123L122 230H124V227H122ZM202 229H201V231H202ZM120 231H118V232H120ZM164 231H166L168 233L169 230L166 229ZM139 232L140 231H138L137 234L136 233L135 234L138 235V234H140ZM130 233L127 234V232H126L127 237H128V235H130ZM143 233H141V234H143ZM126 234L124 236L123 233H121V235H122L121 240H123L122 238L126 237ZM148 235H150V236H148ZM34 236H35V234L33 235V237ZM194 236H195V238H194ZM154 238H157L158 241L154 240ZM243 239L247 243L246 248L242 247ZM78 247H80V250H78ZM159 248H161V249L159 250ZM167 251L172 253L173 258L172 257L170 258V256L167 255L168 254ZM15 253L16 252H14V255H15ZM107 253L112 254L113 260L111 263H110L111 260L109 261L106 257ZM16 261H15V263H16ZM13 264H14V262H13ZM83 264H84V262H83Z\"/></svg>",
	"mask_w": 264,
	"mask_h": 264
}]
</instances>
